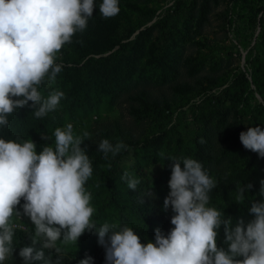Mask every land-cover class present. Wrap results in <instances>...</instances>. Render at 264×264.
I'll list each match as a JSON object with an SVG mask.
<instances>
[{
    "label": "rangeland",
    "instance_id": "1",
    "mask_svg": "<svg viewBox=\"0 0 264 264\" xmlns=\"http://www.w3.org/2000/svg\"><path fill=\"white\" fill-rule=\"evenodd\" d=\"M118 2L119 14L105 18L99 12L102 0H94L87 27L72 36L86 56L81 58L71 42L57 53L61 72L51 86L45 83L38 89L44 98L54 90L64 93L57 109L36 118L29 102L7 117L0 138L31 139L37 154L54 146L55 128L69 123L85 151L98 148L106 132L112 144L123 138L129 144L118 163V201L145 193L170 217L174 213L170 207L165 210L163 202L170 191L172 161L163 162L160 153L195 159L217 182L209 193V206L229 212L233 227L241 219L247 223L254 218L248 211L251 202L255 198L264 202V158L245 149L239 139L249 127L264 129V103L253 85L254 81L264 90V0ZM129 30L134 33L124 40ZM85 86L90 87L87 93ZM218 103L224 115L216 111ZM258 106L263 109L257 111ZM177 140L182 143L179 153ZM197 144L202 153L194 148ZM107 167V162L93 165L85 184L92 197V220L97 227L105 222L127 225L141 243H155L159 227L134 219L130 223L124 212L108 204L103 185ZM125 172L139 180L135 191L121 179ZM246 184L252 188L245 201L237 203L236 190ZM23 203L17 206L21 216L14 222L34 234V225L23 215ZM98 239L96 230H86L76 243L65 246V255H74L80 246L102 247ZM224 239L217 238L218 247L227 248Z\"/></svg>",
    "mask_w": 264,
    "mask_h": 264
},
{
    "label": "clouds",
    "instance_id": "2",
    "mask_svg": "<svg viewBox=\"0 0 264 264\" xmlns=\"http://www.w3.org/2000/svg\"><path fill=\"white\" fill-rule=\"evenodd\" d=\"M94 7V0H0V126L7 127V117L29 102L36 118L57 109L64 93L54 90L44 98L38 89L55 82L62 70L55 62L57 53L76 32L85 30ZM119 11L118 0H102L99 6L105 18ZM53 135L54 146H45L39 154L31 139L0 138V264L15 251L14 235L21 225L14 218L21 216V200L23 215L34 225V234L27 235L31 246L19 250L23 264H61L65 246L76 243L86 230L97 231L107 264H264V202L252 201L248 211L254 218L238 220L233 227L231 218L223 219L209 206L217 182L192 158L160 153L172 161L163 205L174 213V227L167 235L156 229L155 243L143 244L127 225L105 222L97 227L91 193L85 188L93 169L83 141L71 123L55 128ZM239 139L245 149L264 158V129L249 127ZM126 147L103 139L98 151L108 159L109 153L115 157ZM121 179L133 191L139 184L128 172ZM251 188L238 187L236 202L245 201ZM221 226L227 248L217 244ZM45 250L54 251L57 259L46 258ZM79 264H92V258Z\"/></svg>",
    "mask_w": 264,
    "mask_h": 264
},
{
    "label": "trees",
    "instance_id": "3",
    "mask_svg": "<svg viewBox=\"0 0 264 264\" xmlns=\"http://www.w3.org/2000/svg\"><path fill=\"white\" fill-rule=\"evenodd\" d=\"M258 11H263L262 8H260ZM134 33L133 30H129L128 33H126L123 38L124 40L128 39L132 34ZM71 43L73 45V48L77 53L80 54V57L83 58V49L78 44L76 39L71 38ZM128 46V43H126ZM250 64V61H247V64ZM74 65L78 64V61H73ZM248 82L247 80L245 81ZM253 85L256 88L257 93L261 96L262 102L264 103V90L260 87V85L253 81ZM43 86H45V83L42 84L39 89L42 90ZM88 89H90L89 86H85L84 92L87 93ZM236 98V97H234ZM240 101L243 98L242 95L237 97ZM157 107V102L152 103V108L155 110ZM216 108V111L220 113L221 115H224V109L222 104L218 103L214 106ZM262 110L263 108L261 106H258L256 108L257 111ZM204 128V127H203ZM201 129V128H200ZM204 130V129H203ZM106 139L111 141L110 133L106 132ZM3 138V137H1ZM4 139V138H3ZM158 138L155 139V143L153 145H156L158 142ZM118 142H122L126 146L129 144V141H124L123 138H118L116 141H114V145ZM181 141H176V153H179L181 151ZM194 148L198 153H202V149L200 145H195ZM124 151L126 149L121 150L120 153H118L115 157L109 153L108 159H104V154L100 151H98V148L89 147V150L86 151V154L89 156L90 162L93 165L98 164L99 162H107L108 167L106 170V174L104 176L103 185L105 186V189L107 191V200L109 205H114L117 207L121 212H124V216L127 221L132 223V220L134 219L138 224H144L147 226H157L160 228V230L167 235L170 230L172 229L173 225H171V217L161 213L155 203L152 200L147 199L144 194H137L133 193L130 195L129 199L127 201H118V195H119V189L118 186L120 184V181L117 180L119 177V170H118V163L122 158V155L124 154ZM168 157V156H165ZM168 160L163 159V162L167 163ZM169 183V182H168ZM250 199H254V196L251 195ZM255 202H260L259 199L255 198ZM222 218L223 219H229L230 213L222 211ZM28 230H24L21 228L16 229L15 235H14V247L15 251L13 253L12 257H9L4 264H23L22 258L19 257V250L20 248L24 246H31V241L27 238ZM218 237H225L224 228L221 226V228L218 230ZM51 256V259L55 261L57 259V256L54 251L45 250V257ZM87 257L92 258V264H107L105 259V250L103 247H95L93 250H88L83 246H80L78 248V251L74 255H64L61 264H79V262ZM37 264H42V262H37Z\"/></svg>",
    "mask_w": 264,
    "mask_h": 264
}]
</instances>
